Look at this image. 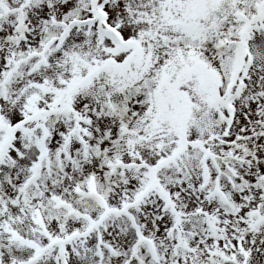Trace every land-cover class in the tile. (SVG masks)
Masks as SVG:
<instances>
[{
	"label": "snow or ice",
	"instance_id": "snow-or-ice-1",
	"mask_svg": "<svg viewBox=\"0 0 264 264\" xmlns=\"http://www.w3.org/2000/svg\"><path fill=\"white\" fill-rule=\"evenodd\" d=\"M0 264H264V0H0Z\"/></svg>",
	"mask_w": 264,
	"mask_h": 264
}]
</instances>
